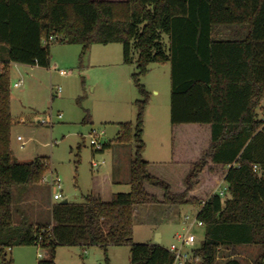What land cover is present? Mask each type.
Returning a JSON list of instances; mask_svg holds the SVG:
<instances>
[{"label": "trees", "instance_id": "16d2710c", "mask_svg": "<svg viewBox=\"0 0 264 264\" xmlns=\"http://www.w3.org/2000/svg\"><path fill=\"white\" fill-rule=\"evenodd\" d=\"M51 41L81 45V62L93 45L121 43L124 63L136 64V122L120 123L116 139L136 143L131 188L110 201L88 194L81 203L54 202L49 222H16L13 187L41 183L50 158H14L9 64L50 67ZM0 45L8 51L0 69V264H14L7 249L16 246H39L45 256L37 264H57L60 246L78 245L102 247L110 264L108 247L124 244L130 264H174L161 244L134 242L138 207L192 203L201 205L205 228L196 264H264V0H0ZM155 62L172 68L170 163L143 157L150 93L141 78ZM90 120L87 113L83 122ZM156 167L183 173L177 190ZM205 173L224 179V197L199 196ZM242 246L259 253L246 262L235 253Z\"/></svg>", "mask_w": 264, "mask_h": 264}, {"label": "rangeland", "instance_id": "374dc122", "mask_svg": "<svg viewBox=\"0 0 264 264\" xmlns=\"http://www.w3.org/2000/svg\"><path fill=\"white\" fill-rule=\"evenodd\" d=\"M168 41V36L165 35ZM214 38H222L214 34ZM50 67H35L26 64H9L11 83L12 116L18 123L11 129V147L18 161L33 160L38 156L50 158L49 168L41 183L21 184L13 187V213L16 222L51 221L54 203L52 190L44 180L52 173L62 179L63 196L69 202L81 203L84 196L94 194L110 201L116 192H129L130 183H110L111 173L122 177L135 155L136 143L117 142L120 123H135L137 118L136 101L142 98L133 79L137 72L135 63L126 64L123 60V44L93 45L81 62L82 46L50 42ZM8 62V51L0 45V67ZM66 70L67 74H62ZM171 63H151L149 72L141 78V83L149 91L150 101L145 113L143 139L146 144L143 152L145 160L156 163H170L173 159L171 124ZM23 79V85L14 83ZM59 88L61 91L59 92ZM91 120L84 123L86 114ZM53 116V125L37 123L38 118ZM61 115V118L58 117ZM264 117V102L259 110ZM104 132L102 143L112 145L103 151H96L91 144L92 131ZM192 132V131H190ZM194 132V131H193ZM205 136L204 129L199 131ZM22 136L26 145L22 147L17 137ZM184 136L182 140L192 139ZM204 146H208L206 140ZM171 169L156 167L152 171L178 189L180 174ZM218 172L215 168L212 174ZM200 185L199 196H209L214 192L225 191L227 183L222 178L205 173ZM128 184V185H127ZM205 199V198H204ZM60 202V201H57ZM201 209L199 203L182 205H143L138 207L134 222L133 240L135 243H156L162 235L161 245L170 248L179 244L178 234L189 232L196 236L195 246L205 237V228L198 225L196 216ZM156 213V214H155ZM188 217V218H187ZM37 218V219H36ZM8 257L14 264H37L45 256L39 246H16L7 249ZM246 261H252L259 253L255 246H242L235 253ZM107 255L110 264H130L131 245L109 246ZM220 254V259H223ZM103 248L91 246H60L56 255L57 264H106Z\"/></svg>", "mask_w": 264, "mask_h": 264}, {"label": "built area", "instance_id": "2783aa9c", "mask_svg": "<svg viewBox=\"0 0 264 264\" xmlns=\"http://www.w3.org/2000/svg\"><path fill=\"white\" fill-rule=\"evenodd\" d=\"M52 39V38H51ZM1 69V67H0ZM62 74H67L66 70H61ZM23 85V79H20L19 81L14 83V87L19 88ZM61 91V88H59V92ZM59 118H61V115H58ZM262 120L264 121V117H262ZM37 123L45 124V125H53V116L47 115L45 118H38ZM104 132L97 133V131L93 130L92 133L89 135L91 137V144L93 148L98 151L102 150L104 143L101 142L100 137H102ZM18 141H21L22 147L26 145V142L24 141L22 136L17 137ZM256 167V166H255ZM44 180L49 185V187L52 190V197L53 201H63V184L62 179L58 174L52 173L49 178L45 177ZM227 191V187L225 191L219 192V194L224 197L225 193ZM188 218V217H187ZM197 220L198 225L203 226V222ZM177 239L180 241L179 244H172L169 249V251L174 255V264H196L201 261L200 256H196L194 249L196 244V236L193 234H190L189 232L178 234ZM39 257H43L42 254H39Z\"/></svg>", "mask_w": 264, "mask_h": 264}, {"label": "crops", "instance_id": "0c3cea01", "mask_svg": "<svg viewBox=\"0 0 264 264\" xmlns=\"http://www.w3.org/2000/svg\"><path fill=\"white\" fill-rule=\"evenodd\" d=\"M111 1H123V0H111ZM11 64L13 63V64H21V63H15V62H10ZM33 66V65H32ZM35 67H39V66H35ZM18 122H20V120H15L14 118H13V123H18ZM129 174L127 173V171H125L124 172V175L122 176V177H118V178H115L114 177V173L112 172L111 173V175L109 176V179L107 180L108 182H110V183H112V184H114V183H120V182H127V183H129V178H130V176H128ZM224 181V179L222 178V181H220V183L221 182H223ZM128 185V184H127ZM114 194V193H113ZM113 194H112V196H113ZM99 195V197L103 200V197L100 195V194H98ZM112 198V197H111ZM156 214V213H155ZM37 219V218H36ZM51 219H52V215H51ZM35 222H39L38 221V219L37 220H35ZM160 238H161V241L163 240V237H162V235H160ZM100 247V246H99ZM102 248V247H101ZM109 248V247H108ZM13 250V249H12ZM11 250V251H12ZM57 251H58V249H57ZM57 255V254H56ZM38 263V262H37Z\"/></svg>", "mask_w": 264, "mask_h": 264}, {"label": "water", "instance_id": "95a60500", "mask_svg": "<svg viewBox=\"0 0 264 264\" xmlns=\"http://www.w3.org/2000/svg\"><path fill=\"white\" fill-rule=\"evenodd\" d=\"M67 202H68L67 199H65V200L62 201V203H67ZM156 243H157V244H160V243H161L160 234H158V237H157Z\"/></svg>", "mask_w": 264, "mask_h": 264}]
</instances>
